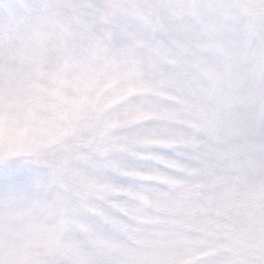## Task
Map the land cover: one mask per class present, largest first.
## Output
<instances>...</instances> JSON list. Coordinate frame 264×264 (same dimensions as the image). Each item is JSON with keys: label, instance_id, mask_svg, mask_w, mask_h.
<instances>
[{"label": "snow or ice", "instance_id": "snow-or-ice-1", "mask_svg": "<svg viewBox=\"0 0 264 264\" xmlns=\"http://www.w3.org/2000/svg\"><path fill=\"white\" fill-rule=\"evenodd\" d=\"M14 90L73 119L52 173L0 154V264H264V0H25Z\"/></svg>", "mask_w": 264, "mask_h": 264}, {"label": "rangeland", "instance_id": "rangeland-1", "mask_svg": "<svg viewBox=\"0 0 264 264\" xmlns=\"http://www.w3.org/2000/svg\"><path fill=\"white\" fill-rule=\"evenodd\" d=\"M25 0H0V23L9 6ZM72 119L62 103L43 104L39 95L14 90L0 99V154L21 156L48 173L60 161L59 148L70 135Z\"/></svg>", "mask_w": 264, "mask_h": 264}]
</instances>
